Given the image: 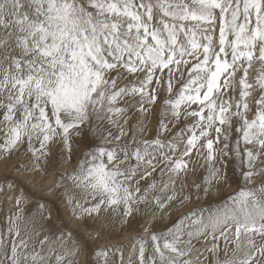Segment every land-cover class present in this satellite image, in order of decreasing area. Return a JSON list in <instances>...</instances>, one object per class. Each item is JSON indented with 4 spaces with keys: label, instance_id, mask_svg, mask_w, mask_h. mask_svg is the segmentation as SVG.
Masks as SVG:
<instances>
[{
    "label": "snow or ice",
    "instance_id": "snow-or-ice-1",
    "mask_svg": "<svg viewBox=\"0 0 264 264\" xmlns=\"http://www.w3.org/2000/svg\"><path fill=\"white\" fill-rule=\"evenodd\" d=\"M89 137L49 189L94 243L135 234L82 259L80 232L13 197L0 264H264V0H0V155L40 171ZM229 170L222 208L155 226Z\"/></svg>",
    "mask_w": 264,
    "mask_h": 264
},
{
    "label": "rangeland",
    "instance_id": "rangeland-1",
    "mask_svg": "<svg viewBox=\"0 0 264 264\" xmlns=\"http://www.w3.org/2000/svg\"><path fill=\"white\" fill-rule=\"evenodd\" d=\"M156 115L158 112L148 117L147 125L150 130H155L157 119ZM92 137H89L87 141L80 142V146L77 147L75 144L73 145L74 155L69 160L67 157V153L62 152V150H54V155L49 163L44 166L42 165L40 171H36L32 167V163L30 162L28 156L25 154V150L21 149L18 153L13 152L10 157H7L11 161V168L7 171L6 175L4 174L2 178H0V182H2V186L0 187V222L5 221L6 216L9 212V209L12 210L13 213L16 212V201L12 199L13 197L23 196L25 199L21 202L20 207L25 209L26 218L31 215H35L36 225L37 227L41 223V218L39 216L38 205L44 204L43 211L47 213L46 207H52V211H54L55 219L53 220L61 227L67 225L68 229H72L80 232L85 239L88 240L89 243V256L85 257V259L94 260L93 252L95 247H98L101 241L98 243H94L92 238H89L87 234L82 230L81 226H75L74 221H70L68 217H66V212L61 207L62 194L54 189H49V185L52 183L54 178H59L56 176L57 172H68L70 173L73 169V166L76 165L79 159L83 158V153L88 149L85 147V143L91 144ZM94 147L95 145H91ZM5 156V155H4ZM2 156L0 155V161ZM13 167V168H12ZM30 174L36 172L42 179L50 178V182L46 185L47 187H42V190L35 191L27 181H25L21 173ZM227 181H221L218 185H216L214 189V194L211 198H204L199 201H196L193 197L191 202L186 203L181 206L180 204H176L175 207L170 209V215H165L162 219L158 218L156 220V224H160L163 228L165 226L171 225L178 217L183 216L194 208H203L205 210L211 209L215 210L217 208H222L224 204L228 201V198L233 195L238 190V184L236 179L232 176L231 170L228 172ZM166 179V178H165ZM259 179V178H258ZM1 185V184H0ZM32 189V190H31ZM52 190V191H51ZM22 192V193H21ZM26 195H23V194ZM10 195V196H9ZM32 196V197H31ZM29 197H31L29 199ZM61 198V199H60ZM31 206V207H30ZM33 206V208H32ZM72 213V212H70ZM207 214V211L205 212ZM173 215V219L168 222H164L165 218L169 219V217ZM68 218V219H67ZM73 220V219H72ZM62 222V223H61ZM133 229L137 231L139 225L134 222ZM89 225V223H88ZM116 227H119V224H115ZM136 228V229H135ZM114 229H111L113 232ZM127 231L121 232L119 229L118 234H120V239L111 240V237H114L112 234L111 237L106 238V241L103 244V247L107 245H126L132 234L128 236L126 239ZM135 233V232H134ZM123 240V241H121ZM126 242V243H125ZM124 243V244H123ZM100 248V246L98 247ZM131 252V246H128L125 250V259H127L128 254Z\"/></svg>",
    "mask_w": 264,
    "mask_h": 264
},
{
    "label": "bare ground",
    "instance_id": "bare-ground-1",
    "mask_svg": "<svg viewBox=\"0 0 264 264\" xmlns=\"http://www.w3.org/2000/svg\"><path fill=\"white\" fill-rule=\"evenodd\" d=\"M2 156V158H1V161H0V178H2L3 177V175L5 174L6 175V173H7V171L11 168V161H10V159L9 158H7L6 156H4V155H1ZM13 168V167H12ZM20 173H21V176H22V178L25 180V181H27L28 182V184L33 188V189H35V191H40V190H42L43 188L42 187H47L46 185L50 182V178L48 179H46V178H44V179H42L36 172H33V173H30V174H25L24 172H21V170L19 171ZM7 176V175H6ZM0 187L2 186V182H0ZM32 190V189H31ZM38 191V192H39ZM52 191V190H51ZM22 193V192H21ZM23 195H26L25 193L23 194ZM10 196V195H9ZM32 197V196H31ZM31 197H29V199H28V201L29 200H31L30 198ZM62 198V197H61ZM60 198V199H61ZM26 200V199H25ZM61 204V207H62V209L66 212V217H68L69 218V220L72 222V221H74V224H75V226H81L82 227V230L85 232V234H87V231H90L91 230V225H92V222L91 221H89L88 223H89V225L88 226H86L84 223H82L81 221H79L75 216H73V214L72 213H70V212H72V209H71V207L70 206H66L65 205V203L63 202V199H62V201L60 202ZM31 207V206H30ZM32 208H33V206H32ZM52 207H46V210H47V213H51V215H52V219L54 220L55 219V214H54V211H52ZM173 215H171L170 217H169V219H167V218H165V220H164V222H166L167 224H169L168 222H170L172 219H173ZM67 218V219H68ZM73 219V220H72ZM154 224H155V226L156 227H162L160 224H156V221L154 222ZM133 227H134V224H133V226L132 227H130V228H128L127 229V235L125 236V238L124 239H126L128 236H130V234H132V235H134L135 233L134 232H136L134 229H133ZM111 229H114L113 230V232L111 231ZM110 230L109 229H105V233H104V235H105V239H103V240H101V243L99 244V246L100 247H103V244L102 243H104L105 241H106V238H108V237H111L112 236V234H109V231L111 232V233H113L114 234V237H111L110 239L111 240H118V239H120V234H118V231H119V229L121 230V225L119 226V227H116L115 225H113L112 226V228H111ZM136 229V228H135ZM121 241H123V240H121ZM126 243V242H125ZM124 244V243H123ZM98 246V247H99ZM98 247H95V248H98ZM94 256V255H93ZM82 259H85V257H82ZM94 259H95V256H94Z\"/></svg>",
    "mask_w": 264,
    "mask_h": 264
}]
</instances>
